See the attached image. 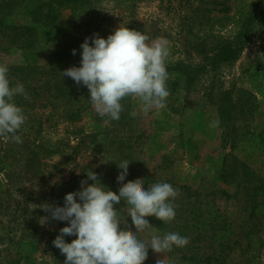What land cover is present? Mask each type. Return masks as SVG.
<instances>
[{
  "label": "rangeland",
  "instance_id": "obj_1",
  "mask_svg": "<svg viewBox=\"0 0 264 264\" xmlns=\"http://www.w3.org/2000/svg\"><path fill=\"white\" fill-rule=\"evenodd\" d=\"M225 1L229 10L226 13L214 11L205 31L201 32L207 34L208 42L218 40L219 36L232 35L251 8L264 9V0ZM23 3L15 1L12 4L9 0H0V21L3 23L0 25V64L8 67L12 85L22 84L28 96L29 91L22 80L27 79L26 66L46 64L50 48L43 42V38L35 44L32 43V46H25L24 38L18 37L14 40L12 30L2 27H19L30 23V19L22 13ZM193 3H196L195 0ZM27 4L31 5V0ZM188 4L186 0H135L132 3L128 0H99L86 7L83 12H75L72 16L68 9H62L57 26L61 31L68 32V35L63 37L59 34L53 43L63 46L72 38L73 49L79 54L80 44L85 37L98 34L107 38L115 29L127 27L126 24L132 21V25L127 28L147 35L148 43L166 44V64L177 61L199 64L203 55L198 50H190L186 39L191 36L181 30L180 16L187 13ZM207 6L211 4L208 3ZM53 43L51 45H55ZM38 77L37 91L43 97L48 93L41 82L45 76L40 74ZM175 77L172 73L169 80ZM222 94H226L227 98L223 99ZM88 95L86 88L81 96V104L89 102ZM16 97L19 99L18 105H24L25 97ZM172 103L178 109L177 113L168 107ZM21 108L23 112L28 110L27 107ZM43 110L47 111L36 108L37 118L40 119ZM129 113L131 119L122 128V135L129 137L132 144L126 160L129 162L128 173L132 170L138 175L131 182L143 181L145 190L155 183L167 182L178 193L172 201L176 211L175 219L164 223L153 216L145 217L151 227L138 232L137 236L148 241L152 235L163 236L175 232L189 240L185 247H174L164 253L152 251L148 254L149 258L158 264H206L200 258L210 254L219 255L218 243L213 242L209 232L197 234L190 227L194 221L195 198L212 202V209L224 216L231 225L229 239L239 240L241 247H244L247 241L244 231L251 225V203L255 199L264 198V34H254L231 66L200 74L191 92H181L177 102L167 101L166 107L159 114L154 111L145 112L142 103L133 97L129 100ZM107 121V118L99 120L92 105L91 108L84 109L81 117L72 124H60L46 131L44 137L49 141L61 137L63 143L69 140L72 145L77 141L74 134H70L74 128L89 135L96 134V139L86 138L83 145L76 149L70 164L59 165L56 171H52L53 181L63 178L62 182H65L69 179L71 168L77 167V175L86 165L99 170V182L118 194L121 183L116 179V167L120 164V155L117 152L118 146L111 144L114 135L103 134ZM47 144L37 143L35 149L40 158L52 164L62 161L61 155L51 153L52 148ZM232 165H236L238 171L236 178L230 180L232 178L228 177L225 181L223 174ZM90 171L92 170L89 169L86 173ZM86 173L78 176L74 183L58 186V199L63 201L67 193L79 191L81 181L87 180L91 184L92 181L87 179ZM114 208L117 210V219L121 222L120 230L135 232L136 229L127 215V205L121 201ZM251 239L253 243H261L260 249L245 254L255 255V258L252 257L254 263H245L243 255L237 249L228 254L225 264H264V216ZM183 254L197 257L196 263L182 261L180 256ZM0 264L55 263L53 253L47 250L43 242L24 240L20 243L18 255L6 257Z\"/></svg>",
  "mask_w": 264,
  "mask_h": 264
},
{
  "label": "trees",
  "instance_id": "obj_2",
  "mask_svg": "<svg viewBox=\"0 0 264 264\" xmlns=\"http://www.w3.org/2000/svg\"><path fill=\"white\" fill-rule=\"evenodd\" d=\"M15 1L17 3L18 1L24 2L22 13L30 19V23L19 27L18 25H2V27L12 30L14 40L18 37L24 38L25 46H32V43L35 44L40 38H43V42L48 44L50 49L47 54V65L26 66L28 70L25 73L27 79L22 80L25 82V88L29 93L27 99L24 98V105H18L19 99L14 97L18 106L28 108L27 111H24L28 114L25 115V123L17 133L21 142L17 143L9 137L0 136V261L5 260L10 255L11 257L17 256L20 243L29 240L43 242L47 250L53 253L54 263L64 264L65 256L53 245L52 241L59 234V229L66 226L67 222L52 219L50 213L44 211L42 206H63L64 200L62 201L61 198L58 199L57 197V187L74 183L78 176H83L89 169L96 174L99 173V170L92 169V167L88 168L85 165L75 175L77 169L75 166L70 169L69 179L65 182H62L63 178L60 181H53L52 179V171H56L59 165L70 164L73 160L72 157L76 154V149L83 145L86 138L96 139V134L89 135L77 131L74 127V131L70 132L71 136L74 134V138L77 140L74 145L70 144L69 140L63 143L61 137L54 141H49L44 137L47 130L56 128L60 124L68 125L77 121L84 109L92 106L90 102L81 104V96L86 92L85 86L77 85L71 78H66L67 76L62 77V72L65 69L71 66H79L80 53L72 54L73 39H68V42L63 46L57 45L53 41L57 39L59 34L63 37L68 35V32L61 31L57 26L62 9H68L72 16L75 12H83L86 7L99 0H31V5L27 4L30 0H9V3L14 4ZM128 1L132 3L135 0ZM186 1L189 2L188 11L180 16L181 30L191 36L190 39H186V43L190 44V50H198L203 57L199 64L186 63L185 61L166 64L168 75L173 73L176 76L173 80L168 79L167 81L170 95L166 103L169 100L179 101L181 92H191L199 75L204 71L231 66L240 57L254 34H264V9L253 7L247 11L241 19L238 29L232 35L219 36L218 40L208 42L207 34L201 33L202 30L205 31L211 14L214 11L226 13L229 10L228 4L225 0H195L196 3H193L194 0ZM208 3L211 6H207ZM132 23L130 21L126 26L129 27ZM1 24H3L2 21H0ZM51 43L55 45H51ZM21 69L20 72H22ZM40 74L45 76L41 82L46 89L45 91L48 92L43 97L37 91L38 75ZM30 94H33V97H30ZM222 95L223 99L227 98L226 94ZM87 97L89 98V95ZM130 98L126 97L121 101L123 111L119 120H111L106 116L98 115L99 120L102 118L108 120L103 134L112 133L114 135L111 144L118 146L117 152L120 155V163L129 158L128 152L132 149L129 137L122 135V128L131 119L129 113ZM168 107L173 112H178L174 103L168 104ZM36 108L47 109L46 112L43 110V113L40 114V119L36 117ZM42 142L48 143L49 147L52 148L50 152L59 153L62 161H64L60 160V162L52 164L42 160L35 149L37 143ZM230 167L228 172L223 174V176L225 175L223 179L230 177L232 178L230 180H234L236 178L238 173L235 168L236 165ZM116 168L118 175L120 170L118 167ZM137 176V173L135 174L131 170V173L127 174L126 181H132V178H137ZM195 201L193 206L194 221L190 227L197 234L209 232L213 242L218 243L217 247H219V255L210 254L200 258V261L206 264L212 262L225 264L228 254L234 253L238 249L239 254L243 255L245 263H254L252 257L255 258V255L248 254L245 256V254L253 253L254 249H260V241L253 243L251 238L258 230L261 218L264 216V198L255 199L251 203L249 213L251 225L244 231V237L247 239L244 247H241L239 240L229 239L232 233L231 225L224 216L212 209V202H204L203 199L199 198H195ZM45 217L48 219L43 223ZM72 239H75V236H65L66 242H71ZM151 252L152 250L149 248L148 254ZM196 258L193 255L183 254L180 256L182 261L188 263H196ZM144 264L158 263L147 256Z\"/></svg>",
  "mask_w": 264,
  "mask_h": 264
},
{
  "label": "clouds",
  "instance_id": "obj_3",
  "mask_svg": "<svg viewBox=\"0 0 264 264\" xmlns=\"http://www.w3.org/2000/svg\"><path fill=\"white\" fill-rule=\"evenodd\" d=\"M148 41L147 35L127 27H118L107 38L98 34L85 37L80 44L79 66L65 69L62 77L88 89V101L99 116L119 120L123 111L121 101L126 97L139 100L145 112L159 114L170 95L168 50L164 43ZM72 54L76 55L75 49ZM8 73V67L0 64V136L20 143L17 133L26 117L14 97L27 99V95L22 84L12 85ZM128 165L123 161L117 166L120 172L116 179L121 183L118 194L102 185L97 174L90 171L86 174L92 183L81 181L79 191L65 195L63 206H42L52 219L67 222L52 241L65 256L64 264H144L149 248L164 253L189 243L186 236L175 232L152 235L148 241L138 238V232L151 227L145 217L153 216L164 223L175 219L172 201L178 193L167 182L155 183L145 190L143 181H126ZM121 201L129 209L127 215L135 232L120 230L114 205ZM65 236L75 239L66 242Z\"/></svg>",
  "mask_w": 264,
  "mask_h": 264
}]
</instances>
